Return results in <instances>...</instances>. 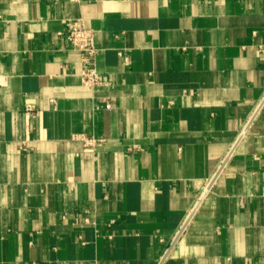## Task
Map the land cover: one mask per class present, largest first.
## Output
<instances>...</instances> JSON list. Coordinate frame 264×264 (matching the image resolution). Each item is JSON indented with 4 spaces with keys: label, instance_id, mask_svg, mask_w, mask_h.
Segmentation results:
<instances>
[{
    "label": "crops",
    "instance_id": "1",
    "mask_svg": "<svg viewBox=\"0 0 264 264\" xmlns=\"http://www.w3.org/2000/svg\"><path fill=\"white\" fill-rule=\"evenodd\" d=\"M0 264H264V0H0Z\"/></svg>",
    "mask_w": 264,
    "mask_h": 264
},
{
    "label": "built area",
    "instance_id": "2",
    "mask_svg": "<svg viewBox=\"0 0 264 264\" xmlns=\"http://www.w3.org/2000/svg\"><path fill=\"white\" fill-rule=\"evenodd\" d=\"M65 33L67 41L80 53L81 68L79 76L82 85L90 88L99 85L101 78L95 64L97 49L94 45L91 29L85 26L81 17H78L67 23ZM107 106H109L108 103ZM79 139L85 146H93L103 141L101 138L87 135H79Z\"/></svg>",
    "mask_w": 264,
    "mask_h": 264
},
{
    "label": "water",
    "instance_id": "3",
    "mask_svg": "<svg viewBox=\"0 0 264 264\" xmlns=\"http://www.w3.org/2000/svg\"><path fill=\"white\" fill-rule=\"evenodd\" d=\"M219 170H220V169H219ZM219 170H218V171H219ZM218 171H217V172H218ZM216 174H217V173H216ZM216 174L214 175V177L216 176ZM214 177H213V178H214Z\"/></svg>",
    "mask_w": 264,
    "mask_h": 264
}]
</instances>
